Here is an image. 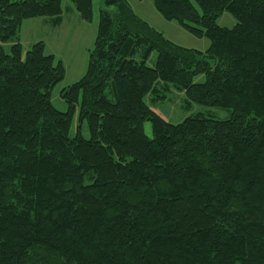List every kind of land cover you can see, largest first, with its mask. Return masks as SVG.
I'll return each instance as SVG.
<instances>
[{
	"label": "trees",
	"instance_id": "16d2710c",
	"mask_svg": "<svg viewBox=\"0 0 264 264\" xmlns=\"http://www.w3.org/2000/svg\"><path fill=\"white\" fill-rule=\"evenodd\" d=\"M151 1L208 48L179 47L127 1L103 0L59 112L62 62L41 41L22 58L19 34L27 20L57 27L62 0H0V264H264V0ZM69 2L92 21L93 0ZM224 13L233 27L217 25ZM173 90L229 118L170 124L145 98Z\"/></svg>",
	"mask_w": 264,
	"mask_h": 264
},
{
	"label": "rangeland",
	"instance_id": "374dc122",
	"mask_svg": "<svg viewBox=\"0 0 264 264\" xmlns=\"http://www.w3.org/2000/svg\"><path fill=\"white\" fill-rule=\"evenodd\" d=\"M128 2L133 12L143 21L148 23L156 31L160 32L167 40L173 44L185 48L204 52L209 42L206 39H199L187 33L175 22L164 20L154 9L151 0H125ZM72 8L69 0H62L63 23L56 28L48 26H39L41 19L28 20L22 23L19 39L22 45V58L30 47L38 41H44L45 54L53 55L56 60H60L63 64L65 75L63 80L58 83L51 91L50 101L53 107L59 112L66 111V105L60 97V92L76 83L85 73L88 54L93 47V42L97 29V21L99 11L106 9L103 0H93L92 21L83 22L75 10L66 11V8ZM112 11L113 8H109ZM45 19V18H42ZM235 24L234 19L227 13H224L217 20V25L223 28H231ZM12 42H6L2 45L4 52L8 54ZM155 54L151 55L148 62L149 66L153 65ZM203 81V77H197L194 82ZM151 97H146L145 101L151 109L157 112L170 124H178L184 119L200 115L206 118L216 120H226L229 118V111L218 108L204 107L197 104H191L186 107L183 92L171 91L165 102L151 103ZM78 123V108L73 116L70 136L72 137ZM144 133L147 137H151V127L149 122L143 125ZM80 133L84 138H88V132L83 124Z\"/></svg>",
	"mask_w": 264,
	"mask_h": 264
},
{
	"label": "crops",
	"instance_id": "0c3cea01",
	"mask_svg": "<svg viewBox=\"0 0 264 264\" xmlns=\"http://www.w3.org/2000/svg\"><path fill=\"white\" fill-rule=\"evenodd\" d=\"M72 8H69V7H67L66 8V11L67 10H71ZM74 9H72V11H73ZM63 14H62V17H61V22H60V24H62L63 23ZM28 21V20H27ZM41 23L39 24V26H41V25H43V26H48V27H50V28H56V27H53V25L51 24V22H50V20H48V19H41V21H40ZM59 27V26H58ZM41 41V40H40ZM39 42V41H38ZM41 42H43V44H44V41H41ZM44 47H45V44H44Z\"/></svg>",
	"mask_w": 264,
	"mask_h": 264
}]
</instances>
